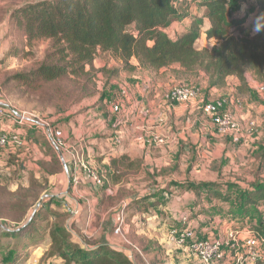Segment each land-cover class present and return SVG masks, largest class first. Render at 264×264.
<instances>
[{"label": "trees", "instance_id": "trees-1", "mask_svg": "<svg viewBox=\"0 0 264 264\" xmlns=\"http://www.w3.org/2000/svg\"><path fill=\"white\" fill-rule=\"evenodd\" d=\"M245 0H232L240 5ZM261 17V25L255 34L245 27L246 17H238L230 10L227 0H39L15 8L10 13V22L26 36L27 44L37 40H49L55 51L52 57L57 63H43L28 74H18L12 78L24 84L38 81L52 82L72 74L80 76L85 67L91 68L98 52L110 53L123 64L119 71H134L130 61L135 59L138 68L148 72L168 69L176 79L192 81L200 74L207 77V89L224 88L228 77L239 82L238 92L248 91L246 74L264 82V0H255ZM198 2L205 12L198 17L190 15V4ZM189 20L188 28L176 38H171L167 29L173 22ZM204 20L209 27L204 30ZM204 34L206 40L214 41L211 49H197L196 43ZM49 57V56H48ZM177 65L178 69H172ZM104 95L99 98L103 110ZM52 166L61 169L57 154L52 148ZM260 162L264 163V146L260 152ZM48 165L49 166H51ZM141 160L138 157L123 156L113 160L115 172L137 171ZM47 170V169H46ZM54 172V171H52ZM49 172V173H52ZM114 172V173H115ZM107 175L113 179L114 175ZM156 175H167L168 180L160 189L127 199L126 210L139 215L147 214L151 208L162 204V198L170 195L171 189L192 192L199 202L203 195L209 199L232 203L230 214L235 217L256 220L249 223L250 231L261 233L259 205H264V181L242 189L230 182H192L169 179L167 170ZM48 186L45 178H28V186L17 194L18 216L14 222L21 223L28 210L36 205ZM102 189L107 187L103 183ZM31 202H27V200ZM50 201V202H48ZM39 202L29 222L14 231H0L1 239H23L29 235L44 234L48 250L46 259L57 260L60 264H136L125 250H117L108 244H94L86 248L73 239L71 225L67 224L65 213L51 210L54 199ZM67 214V213H66ZM145 253L152 252L150 243ZM36 246L35 248H39ZM154 264V263H153ZM256 264H264L260 261Z\"/></svg>", "mask_w": 264, "mask_h": 264}, {"label": "crops", "instance_id": "crops-1", "mask_svg": "<svg viewBox=\"0 0 264 264\" xmlns=\"http://www.w3.org/2000/svg\"><path fill=\"white\" fill-rule=\"evenodd\" d=\"M251 3L254 5V11L258 13L256 1L252 0ZM248 4L249 1L245 0L241 5L248 6ZM201 9L205 10V7ZM202 14L203 12L197 16L200 17ZM235 14L238 17L245 16L247 23L248 14L239 12ZM190 15L196 16L191 12ZM258 17L261 20L260 15ZM246 23L245 27L248 28ZM174 25H180L183 32L188 28L189 20L173 22L169 28L172 29ZM208 27L209 22L204 20V30ZM197 44L208 49L214 45V42L206 40L202 34ZM110 61L114 63L111 73L123 68L120 61L113 62L111 58ZM97 64L100 65L94 60L93 65ZM130 65L135 67L134 71L124 70L109 74L112 75L109 77L110 89L114 92L111 93V100L103 101V110L97 107V121L93 128L84 130L80 124L73 125L72 122L63 126L62 134L65 141L67 140L68 149L60 151L61 153L57 155L61 166L57 171L49 173L45 169V166L48 167L51 163L49 148L55 153L56 150L48 142L47 130L44 127L31 123L19 128L10 121L0 122V130L19 131L27 141L26 149L19 154L12 156L1 154L0 168L8 166V170L24 180V187L28 186L30 175L38 180L42 177L47 179L50 191L48 196L54 198L53 202H60L61 212L65 213L66 206L77 209L80 213L79 223L82 221L87 226L96 218L95 203L100 199V193L91 179L86 176L82 166L97 171L96 173L102 178L103 172L105 175H112L115 172L111 166L113 160L132 156L138 157L146 164H155L156 173L167 170L169 179L214 183L223 182L220 164H224L227 158L233 159L230 152L233 149L231 141L214 133L210 116L203 112L201 104L173 103L167 100L170 86L177 82L168 69L159 72L144 71L138 68L135 59L130 61ZM103 68L110 69L111 65L104 64ZM172 69H178V66H173ZM246 81L248 91L241 90V92H238L239 82L235 77H228L225 87L221 89H207V77L203 74L187 82L198 86L200 96L206 103L228 97L230 100L227 110L238 123L245 125L251 119L257 122V133L241 143L243 154L255 141L263 138L264 133V89L262 88L264 82L254 81L247 75ZM121 90L125 91L124 95L121 94ZM110 102L119 105L121 111L113 112ZM153 135L163 138L164 144L155 145L152 141ZM115 136L121 139L119 145L113 143ZM209 164H215L212 166L214 170ZM210 174L215 176L210 178ZM175 190L182 197L180 199H186L185 195L194 197V202H183L187 204L188 211L180 213L176 223H178L177 227L180 225L182 229L192 230L197 240L224 242L234 229L232 225L238 223L240 225L235 234L237 241L242 243L249 235L248 224L257 223L256 220L251 221L249 217L239 218L230 214L232 209L228 207L233 208L234 199L232 203H224L203 195L197 203L192 192ZM235 194L233 193L234 198ZM204 201L208 204L203 205ZM230 261L229 258L220 264H232L233 262Z\"/></svg>", "mask_w": 264, "mask_h": 264}, {"label": "rangeland", "instance_id": "rangeland-1", "mask_svg": "<svg viewBox=\"0 0 264 264\" xmlns=\"http://www.w3.org/2000/svg\"><path fill=\"white\" fill-rule=\"evenodd\" d=\"M35 1L39 0H0V104L8 110L24 114L30 120L48 124L51 129L56 128L62 133L63 126L69 122L73 125L80 124L84 130L93 128L97 121L99 98L104 95L105 99L111 100V93L114 92L110 89L109 82V77L112 76L109 74L114 68L110 58L113 62L118 60L110 53L105 55L102 52L97 53L94 60L100 65H93V60L91 68L86 66L85 73L80 76L67 74L52 82L38 81L32 84L12 80L18 74H28L36 70L45 62L57 63V59L52 57L55 51L51 48L52 44L49 40H37L27 44L23 30L10 22L9 16L12 10ZM227 1L232 12L248 14L246 25L251 29V33L255 34L254 30L259 28L261 20L258 19L259 13L254 11L252 0H248V6L233 5L232 0ZM201 7L203 6L198 2L191 3L189 11L197 16L205 12ZM167 33L171 38H176L182 33V28L180 25H174L172 29H167ZM196 48L202 49L199 44ZM104 64L111 65V68H103ZM246 75L255 81L250 73ZM176 81L170 88L189 82L181 78ZM232 146L233 149L230 152L233 159L227 158L224 164H220L223 173L222 181L236 183L242 189L264 181V163L260 162L259 157L264 146V133L263 138L255 141L245 154L242 153L241 144L232 143ZM55 150L57 155L61 153ZM209 165L214 170L212 166L215 164ZM156 168L155 164H146L141 160L137 171L128 172L119 168V171L114 173L113 179H109L103 172L101 174L103 183L107 184V187L105 189L96 187L100 193V199H97L95 203L97 214L90 225L87 226L82 221L79 223V212L76 218H72L65 211L66 222L71 225L73 239L86 248L101 243L108 244L117 250H125L136 264H201L196 256L178 248L170 240L172 230L182 229L180 225L177 227L176 218L180 213L188 211L187 204L183 202H194V197L185 195L186 199H180L182 197L178 192L171 189V195L163 197L162 204L151 208L145 215L126 210L127 199L144 196L150 193L149 190H157L165 185L168 180L167 175H156ZM45 169L49 172L59 170L52 164L49 167L45 166ZM212 176L215 175H209L210 178ZM24 186V180L8 170V166L0 168V231H14L25 226L40 201L54 199L48 196L50 191L47 186L39 202L28 210L24 220L21 223L14 222L18 217L14 213V209L18 206L16 201L19 200L17 194L24 192L22 190L26 188ZM235 200L234 198L233 201ZM207 204L206 201L203 202V205ZM50 208L61 212L62 206L60 202H52ZM228 208L232 209L230 206ZM257 208L260 210V216L257 218L259 220L264 217V205H259ZM122 211L124 216L122 233L114 235L116 216ZM239 225L238 223L232 225L234 229L231 231L235 233ZM38 233L23 239H1L0 237V264H60L57 260L44 258L48 245L44 234ZM150 243L156 245L151 246L152 252L145 253ZM37 245L40 247L35 248ZM234 260L236 261V258Z\"/></svg>", "mask_w": 264, "mask_h": 264}, {"label": "built area", "instance_id": "built-area-1", "mask_svg": "<svg viewBox=\"0 0 264 264\" xmlns=\"http://www.w3.org/2000/svg\"><path fill=\"white\" fill-rule=\"evenodd\" d=\"M262 88L264 89V87ZM121 94L124 95L125 91L121 90ZM167 100L173 103L195 102L201 104L203 112L210 116V123L214 133L217 136L228 138L235 145L241 144L244 140L252 138L257 133L258 125L255 120H248L245 125H242L234 119L233 115L227 110L230 100L228 97H221L214 102L206 103L200 96L198 86L194 84L173 86L168 91ZM110 105L113 112L121 111L119 105L113 104V102H110ZM4 120L10 121L19 128L36 123L47 130V140L51 146L59 151L68 149V145L60 130L51 129L48 124L30 120L24 114L8 110L0 104V122ZM152 141L155 145H163L165 142L163 138L157 135L152 136ZM113 143L119 145L121 143L120 137L115 136ZM26 147L27 141L21 132L0 130V155H16L25 150ZM82 168L95 187L99 188L103 185V179L96 171L87 166H82ZM65 211L72 218H76L79 214L77 209L71 207H66ZM123 224L124 216L122 211L116 216L114 235L122 233ZM170 240L178 248L189 251L196 256L201 264H219L229 258L236 264H256L262 261L264 257V217L261 219V233L249 231L248 238L242 243L237 241L234 232H230L228 239L224 242L197 240L194 232L190 229L172 230ZM235 258L236 261L234 260Z\"/></svg>", "mask_w": 264, "mask_h": 264}, {"label": "clouds", "instance_id": "clouds-1", "mask_svg": "<svg viewBox=\"0 0 264 264\" xmlns=\"http://www.w3.org/2000/svg\"><path fill=\"white\" fill-rule=\"evenodd\" d=\"M260 29H255L254 31H259Z\"/></svg>", "mask_w": 264, "mask_h": 264}, {"label": "water", "instance_id": "water-1", "mask_svg": "<svg viewBox=\"0 0 264 264\" xmlns=\"http://www.w3.org/2000/svg\"><path fill=\"white\" fill-rule=\"evenodd\" d=\"M46 197V196H45Z\"/></svg>", "mask_w": 264, "mask_h": 264}]
</instances>
